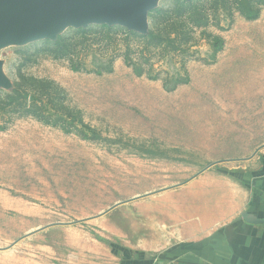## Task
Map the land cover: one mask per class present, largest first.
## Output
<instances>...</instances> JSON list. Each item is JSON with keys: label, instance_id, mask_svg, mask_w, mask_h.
I'll list each match as a JSON object with an SVG mask.
<instances>
[{"label": "rangeland", "instance_id": "1", "mask_svg": "<svg viewBox=\"0 0 264 264\" xmlns=\"http://www.w3.org/2000/svg\"><path fill=\"white\" fill-rule=\"evenodd\" d=\"M204 171L264 181V0L0 38V264L76 254Z\"/></svg>", "mask_w": 264, "mask_h": 264}, {"label": "crops", "instance_id": "2", "mask_svg": "<svg viewBox=\"0 0 264 264\" xmlns=\"http://www.w3.org/2000/svg\"><path fill=\"white\" fill-rule=\"evenodd\" d=\"M161 195L136 224L129 216L122 228L102 227L110 235L104 240L85 237L72 246L76 254L24 264H264V223L249 221L264 220V206L248 183L232 173L204 171ZM110 237L115 244L105 240Z\"/></svg>", "mask_w": 264, "mask_h": 264}, {"label": "water", "instance_id": "3", "mask_svg": "<svg viewBox=\"0 0 264 264\" xmlns=\"http://www.w3.org/2000/svg\"><path fill=\"white\" fill-rule=\"evenodd\" d=\"M151 1L0 0V38L35 37L80 16L121 20L138 15ZM249 221L264 223L255 218Z\"/></svg>", "mask_w": 264, "mask_h": 264}, {"label": "trees", "instance_id": "4", "mask_svg": "<svg viewBox=\"0 0 264 264\" xmlns=\"http://www.w3.org/2000/svg\"><path fill=\"white\" fill-rule=\"evenodd\" d=\"M158 13H164L163 10H156ZM168 13V12H165ZM258 16V12H255V14L252 17H249L250 19H254ZM157 33L155 31L150 32L147 37L148 41L150 42L152 39H156ZM166 87V85H164ZM40 120L45 123H50L51 120H47L46 118L40 117ZM253 198L255 199V202H260L261 205L264 206V181H261V183L258 184L257 188L253 191Z\"/></svg>", "mask_w": 264, "mask_h": 264}]
</instances>
